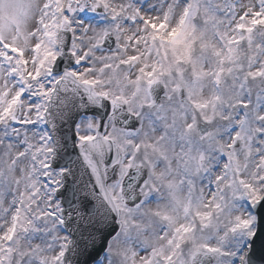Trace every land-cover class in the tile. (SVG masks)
<instances>
[{
	"label": "snow or ice",
	"instance_id": "snow-or-ice-1",
	"mask_svg": "<svg viewBox=\"0 0 264 264\" xmlns=\"http://www.w3.org/2000/svg\"><path fill=\"white\" fill-rule=\"evenodd\" d=\"M0 264H264V0H0Z\"/></svg>",
	"mask_w": 264,
	"mask_h": 264
}]
</instances>
